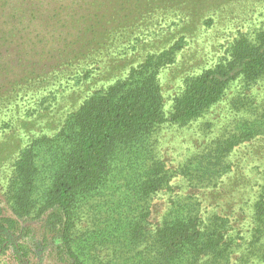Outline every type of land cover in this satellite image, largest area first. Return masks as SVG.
<instances>
[{
    "label": "rangeland",
    "instance_id": "1",
    "mask_svg": "<svg viewBox=\"0 0 264 264\" xmlns=\"http://www.w3.org/2000/svg\"><path fill=\"white\" fill-rule=\"evenodd\" d=\"M263 29L264 0H0V217L20 228L0 235V264H71L42 206L66 148L57 134L87 97L163 51L167 115L191 76L241 33L253 40ZM41 137L34 209L19 218L14 162ZM159 168L163 187L143 195L140 183ZM77 206L70 244L86 264H264V73L236 76L195 117L119 144ZM187 218L201 238L160 262L157 229ZM136 224L143 236L131 240Z\"/></svg>",
    "mask_w": 264,
    "mask_h": 264
},
{
    "label": "trees",
    "instance_id": "2",
    "mask_svg": "<svg viewBox=\"0 0 264 264\" xmlns=\"http://www.w3.org/2000/svg\"><path fill=\"white\" fill-rule=\"evenodd\" d=\"M173 53V52H171ZM219 62L191 76L179 96L174 98L171 111H163L158 72L169 62L166 52L148 54L126 76L117 79L87 97L62 127L57 140L65 151L54 167L44 191L45 227L58 236L60 246L71 264H86L71 243L77 204L84 195L98 189L108 172L109 162L119 144H134L153 126L166 122H183L198 115L214 103L226 84L236 76L256 79L264 73V29L256 31L251 40L241 33L226 48ZM46 137L32 140L14 162L18 186L12 200V213L25 217L32 213L37 164L36 150ZM154 165L162 167L160 163ZM166 172L154 169L140 183L143 195L163 187ZM20 229L12 217H0V235ZM130 239L143 236L139 224L128 231ZM202 236L194 219H181L161 226L154 240L160 262L173 258L187 244Z\"/></svg>",
    "mask_w": 264,
    "mask_h": 264
}]
</instances>
